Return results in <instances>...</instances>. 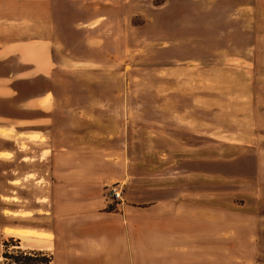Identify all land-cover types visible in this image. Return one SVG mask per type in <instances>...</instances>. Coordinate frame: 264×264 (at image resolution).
<instances>
[{"label": "rangeland", "instance_id": "1", "mask_svg": "<svg viewBox=\"0 0 264 264\" xmlns=\"http://www.w3.org/2000/svg\"><path fill=\"white\" fill-rule=\"evenodd\" d=\"M28 44L35 60L52 52L59 93L77 106L64 124L80 131L82 176L57 190L144 217V248L173 264H264V0H0V58L26 63ZM43 168L0 152V263L44 246L7 230H24L13 216L29 213L11 203L45 189L26 173Z\"/></svg>", "mask_w": 264, "mask_h": 264}, {"label": "crops", "instance_id": "2", "mask_svg": "<svg viewBox=\"0 0 264 264\" xmlns=\"http://www.w3.org/2000/svg\"><path fill=\"white\" fill-rule=\"evenodd\" d=\"M5 48L0 45V54ZM26 53L29 58L26 63L0 58V103H9L12 109L9 114L0 110V135H11L10 148L0 152L10 154V160L17 164L44 165L43 170L29 169L26 173L33 174L37 181L43 179L45 189L35 191L33 201L11 203L10 211L29 215L13 216L11 227L24 230L7 229L10 235L43 242L44 246L31 243L28 249L51 254L53 264H173L168 255H156L144 248L148 241L142 236L147 229L145 222L139 229L135 225L145 221L144 217L136 216L131 221L128 215L122 221L118 213L105 209L100 198L90 203L83 200L86 196L83 190L74 187L57 190L58 180L67 177L79 180L82 176V158H71L82 149L80 131L75 128V121L72 125L64 124L68 117H77V106H68L66 95L59 93V76L66 73L53 60L52 52L35 60V54L40 55L39 49L28 44ZM243 58L249 57L242 55V61ZM85 146H90L88 136ZM142 208L129 207L126 212L130 214L132 209ZM186 219L193 221L194 217ZM156 230L165 232L164 228ZM12 237L21 242L20 237ZM154 243L162 247L163 243L175 241L157 238L150 241Z\"/></svg>", "mask_w": 264, "mask_h": 264}, {"label": "trees", "instance_id": "3", "mask_svg": "<svg viewBox=\"0 0 264 264\" xmlns=\"http://www.w3.org/2000/svg\"><path fill=\"white\" fill-rule=\"evenodd\" d=\"M2 257L4 260L0 264H52V256L40 251H21L19 249L15 253L4 251Z\"/></svg>", "mask_w": 264, "mask_h": 264}, {"label": "built area", "instance_id": "4", "mask_svg": "<svg viewBox=\"0 0 264 264\" xmlns=\"http://www.w3.org/2000/svg\"><path fill=\"white\" fill-rule=\"evenodd\" d=\"M120 193L121 192L119 191V189H117V187H111L109 190L110 198L113 200L121 199Z\"/></svg>", "mask_w": 264, "mask_h": 264}]
</instances>
